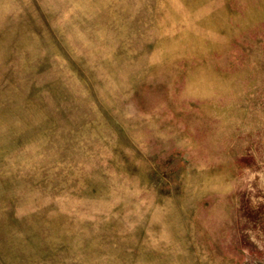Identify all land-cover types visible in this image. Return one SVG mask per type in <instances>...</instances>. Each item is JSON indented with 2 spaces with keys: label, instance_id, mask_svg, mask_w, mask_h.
I'll return each mask as SVG.
<instances>
[{
  "label": "rangeland",
  "instance_id": "rangeland-1",
  "mask_svg": "<svg viewBox=\"0 0 264 264\" xmlns=\"http://www.w3.org/2000/svg\"><path fill=\"white\" fill-rule=\"evenodd\" d=\"M0 264H264V0H0Z\"/></svg>",
  "mask_w": 264,
  "mask_h": 264
}]
</instances>
